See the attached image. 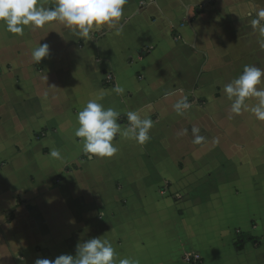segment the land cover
<instances>
[{
  "label": "crops",
  "instance_id": "0c3cea01",
  "mask_svg": "<svg viewBox=\"0 0 264 264\" xmlns=\"http://www.w3.org/2000/svg\"><path fill=\"white\" fill-rule=\"evenodd\" d=\"M260 9L264 0H128L122 31L91 40L58 21L23 35L0 26V264L75 256L103 236L117 264H264V122L231 114L224 93L245 66L264 69L251 24ZM39 43L50 55L36 64ZM101 90L122 131L113 157L89 159L77 114ZM128 111L153 120L148 142L123 134ZM239 236L256 243L237 249Z\"/></svg>",
  "mask_w": 264,
  "mask_h": 264
},
{
  "label": "clouds",
  "instance_id": "9594fccd",
  "mask_svg": "<svg viewBox=\"0 0 264 264\" xmlns=\"http://www.w3.org/2000/svg\"><path fill=\"white\" fill-rule=\"evenodd\" d=\"M128 0H56L52 7H45L41 0H0V26L11 34L23 35L25 27L42 29L51 22L58 21L71 28L80 37L92 39V34L98 30L115 29L122 31L120 23L124 16ZM252 26L259 27L264 35V9H260ZM119 25V27H118ZM264 47V44L261 45ZM50 55L49 45L40 44L32 50V60L39 64ZM264 69L256 66H245L242 74L224 86V93L231 101L230 113L236 116L251 112L256 120L264 122ZM113 91L124 94V88L115 85ZM103 99V91L95 99H90L86 106L78 112V127L74 135L81 138L83 152L88 158H111L118 148L113 143L121 133L118 122L120 112L109 107L105 108L99 101ZM255 101L254 104L251 102ZM251 104V106H250ZM191 107V102L185 97L177 101L174 111L183 115ZM128 126L123 134L131 136L139 144L150 140L149 131L153 127L151 118L142 117L139 111L126 113ZM200 129L192 127L193 143L200 144L204 137L199 135ZM185 132L179 133L184 135ZM50 156L61 159L58 149H52ZM104 237V236H103ZM92 238L76 246V254L60 255L54 260L38 258L35 264H117L118 253L108 239ZM119 264H139L138 260L124 257Z\"/></svg>",
  "mask_w": 264,
  "mask_h": 264
},
{
  "label": "trees",
  "instance_id": "16d2710c",
  "mask_svg": "<svg viewBox=\"0 0 264 264\" xmlns=\"http://www.w3.org/2000/svg\"><path fill=\"white\" fill-rule=\"evenodd\" d=\"M244 239L246 240V241H249V242H252V243H256V240L255 239H253V238H250V237H241V236H239L238 237V241H237V243H236V247H237V249H241L242 248V246H243V242H244Z\"/></svg>",
  "mask_w": 264,
  "mask_h": 264
}]
</instances>
